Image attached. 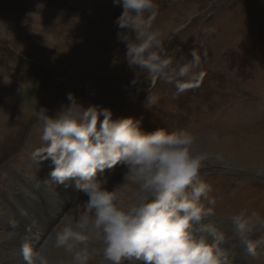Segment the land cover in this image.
I'll return each mask as SVG.
<instances>
[{
    "label": "rangeland",
    "instance_id": "obj_1",
    "mask_svg": "<svg viewBox=\"0 0 264 264\" xmlns=\"http://www.w3.org/2000/svg\"><path fill=\"white\" fill-rule=\"evenodd\" d=\"M155 3L152 28L162 33L174 66L188 63L193 48L201 55L194 70L202 73L198 86L175 98L172 84L127 63L126 44L117 39L114 23L123 9L113 0H0V237H16L8 204L27 220L25 227L41 235L27 241L38 242L42 251L49 249L50 232L62 218L83 211L87 197L76 181L54 183L53 193L44 181L54 166L34 155L43 146L37 111L44 107L55 116L69 103V92L85 107L110 108L114 119L135 118L145 132L196 134L197 151L210 154L200 178L211 186L215 203L201 199L213 213L205 218L217 222L209 224L225 237L234 235L233 216L264 217V0ZM147 95L157 102L147 103ZM125 171L120 165L106 170V187L122 185ZM32 217L35 228L29 225ZM262 238L264 228L250 236L258 245L254 255L239 239L226 242L231 264H264ZM48 252L54 264L71 259L63 249Z\"/></svg>",
    "mask_w": 264,
    "mask_h": 264
},
{
    "label": "clouds",
    "instance_id": "obj_2",
    "mask_svg": "<svg viewBox=\"0 0 264 264\" xmlns=\"http://www.w3.org/2000/svg\"><path fill=\"white\" fill-rule=\"evenodd\" d=\"M113 4L123 9L114 23L131 68L172 84L174 98L198 86L202 73L194 70L201 55L193 48L188 63L174 66L162 33L152 28L155 0H113ZM157 99L146 97L151 104ZM67 100L55 116L44 107L37 111L43 146L34 155L37 162L51 160L54 166L45 184L74 179L87 199L80 214L66 215L51 230L49 250L63 249L71 258L68 264H91L96 256L101 257L99 264H231L223 245L239 239L255 254L258 245L250 236L264 228L259 213L233 216L232 237L202 223L213 213L201 199L209 205L215 201L209 197L211 186L200 178L210 154L197 151L196 134L165 128L145 132L133 117L114 119L110 108L85 107L72 92ZM117 165L126 169L124 183L109 190L105 171ZM129 185L135 186L131 195ZM196 233L211 235L213 242ZM21 250L27 264H51L49 252L33 248L29 241L22 243Z\"/></svg>",
    "mask_w": 264,
    "mask_h": 264
},
{
    "label": "bare ground",
    "instance_id": "obj_3",
    "mask_svg": "<svg viewBox=\"0 0 264 264\" xmlns=\"http://www.w3.org/2000/svg\"><path fill=\"white\" fill-rule=\"evenodd\" d=\"M3 1L4 0H1V2H3ZM69 181H73V179L72 180H69ZM61 185L62 184H59V186H61ZM47 187L53 189L52 190L53 193L58 191L57 190V187L58 186H54V183H50L49 182L47 184ZM133 191H135V189L134 190H129L127 194L128 195H131V193ZM6 207H7L6 210L8 212L7 214L10 215L11 216V219L14 221L13 229H10V230L12 231L11 233L16 234V237L15 236L8 235V234L7 235H1V237H0V264H2V263L3 264H27V262L24 260V257H23V253H22V250H21V245H22L23 242L27 241V238H33V237H36V236L40 237L41 235L37 234V232L34 229H31V228L29 229L28 227H25V225H26L25 223L27 222V220L24 217L23 218H20L21 215L19 217V215L15 212V209H12V206H10V204L6 205ZM57 211L58 212H61L62 210L58 207V210ZM28 217H30V216H28ZM5 223L7 224V222H5ZM38 223L43 224V225L46 226V224H44V221H42V220H40ZM202 223L203 224L212 223L214 225L217 222L211 221V220H208V219L204 218L203 221H202ZM29 225L32 228H35L37 226V221L35 220V217H32L31 218V222H29ZM219 225H220V222H219ZM234 225H235V223H230V226H229V227H232V229L230 230V234L231 235L234 233ZM222 227H223V230H224L225 229V226H222ZM196 235L199 238V236H201V235L204 236V233H196ZM35 243H36L37 246H33L32 245L33 248L38 247V242H35ZM39 248H41V247H39ZM44 250L51 251V249L49 250L47 246H45V249ZM53 250H55V249H53ZM236 261H238V260L235 259L234 263ZM50 262H51V264H54L52 259H50ZM63 264H68V260L66 262H63ZM141 264H143V262Z\"/></svg>",
    "mask_w": 264,
    "mask_h": 264
}]
</instances>
